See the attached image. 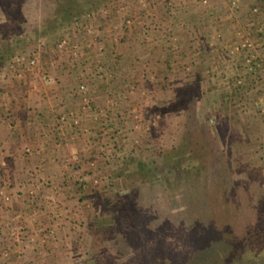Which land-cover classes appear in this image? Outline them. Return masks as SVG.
Listing matches in <instances>:
<instances>
[{"label": "rangeland", "instance_id": "1", "mask_svg": "<svg viewBox=\"0 0 264 264\" xmlns=\"http://www.w3.org/2000/svg\"><path fill=\"white\" fill-rule=\"evenodd\" d=\"M53 85L60 166L0 142V264H195L263 237L264 0H0L3 137Z\"/></svg>", "mask_w": 264, "mask_h": 264}, {"label": "crops", "instance_id": "2", "mask_svg": "<svg viewBox=\"0 0 264 264\" xmlns=\"http://www.w3.org/2000/svg\"><path fill=\"white\" fill-rule=\"evenodd\" d=\"M52 87H55L53 94L39 97L35 104L40 113V121L29 122V118H27V120H24L23 124L20 125L19 132H11L10 135L8 134L5 137H3L0 132L1 147L5 148L4 154L7 155L9 151L11 154H14L15 157L14 160H12V157L8 159L7 163L13 161L14 165L17 163L20 165L19 163L25 162L29 167L34 163L38 168L43 169L54 168L56 165L60 166V162L55 159V154L58 153L59 145L62 141H60L59 138L57 139L53 132L48 130V127L49 122L52 121L54 116L52 115V111H54L52 105H56L55 102L59 101L61 92L58 87L56 88L54 85L51 86V88ZM45 88L49 89L50 86H45ZM66 90H68V88H66ZM63 101V107L67 105V108H72L74 106L73 101H70L68 96ZM61 134L64 135L63 132H61ZM56 142H58V144ZM25 147L26 149H33L32 153L28 154L26 158L22 157L23 159L18 161ZM27 160H30V162H26ZM1 164H4V161H1Z\"/></svg>", "mask_w": 264, "mask_h": 264}, {"label": "trees", "instance_id": "3", "mask_svg": "<svg viewBox=\"0 0 264 264\" xmlns=\"http://www.w3.org/2000/svg\"><path fill=\"white\" fill-rule=\"evenodd\" d=\"M72 15L70 7L61 4L52 16L48 29L53 31L70 24ZM198 253L199 249L192 256L195 264H264V234L263 237L260 236L252 241L243 239L228 242L203 259L199 258Z\"/></svg>", "mask_w": 264, "mask_h": 264}, {"label": "built area", "instance_id": "4", "mask_svg": "<svg viewBox=\"0 0 264 264\" xmlns=\"http://www.w3.org/2000/svg\"><path fill=\"white\" fill-rule=\"evenodd\" d=\"M35 58L30 59V64H34Z\"/></svg>", "mask_w": 264, "mask_h": 264}]
</instances>
